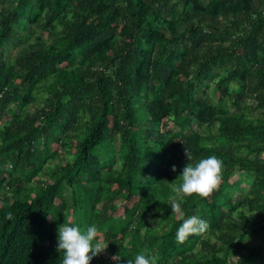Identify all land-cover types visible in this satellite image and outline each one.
<instances>
[{
    "label": "trees",
    "instance_id": "16d2710c",
    "mask_svg": "<svg viewBox=\"0 0 264 264\" xmlns=\"http://www.w3.org/2000/svg\"><path fill=\"white\" fill-rule=\"evenodd\" d=\"M64 223L97 226L90 264H264V0H0V264H62Z\"/></svg>",
    "mask_w": 264,
    "mask_h": 264
},
{
    "label": "clouds",
    "instance_id": "9594fccd",
    "mask_svg": "<svg viewBox=\"0 0 264 264\" xmlns=\"http://www.w3.org/2000/svg\"><path fill=\"white\" fill-rule=\"evenodd\" d=\"M185 156L189 161L193 156L189 148L185 146ZM223 161L216 156H209L202 159L195 165L188 163L182 170L180 177L182 183L174 187L173 191L178 194L177 198L171 200L169 204L172 213L180 217L184 216L182 201L185 197H191L193 194L208 198L214 190L218 189L221 184ZM176 171V167H172ZM6 219H13L11 212L6 214ZM210 225L207 221L196 216H191L183 221L176 233V242L183 244L190 235L204 234ZM93 241H96L93 243ZM101 241L98 240V229L95 224L88 226L83 232L79 227L69 226L67 223L58 226V246L57 252L63 254L62 264H90V261L107 250ZM145 254H138L134 264H156V257L147 254L148 250L144 249ZM114 261H119V255L113 256ZM127 264H133L132 260H127Z\"/></svg>",
    "mask_w": 264,
    "mask_h": 264
},
{
    "label": "rangeland",
    "instance_id": "374dc122",
    "mask_svg": "<svg viewBox=\"0 0 264 264\" xmlns=\"http://www.w3.org/2000/svg\"><path fill=\"white\" fill-rule=\"evenodd\" d=\"M21 35H22V32L20 31L19 32V38L21 37ZM234 85H230L229 86V88H232ZM169 127H171V128H173V126L172 125H170ZM51 147H52V150H56V151H60V147H59V145L56 143H53L52 145H51ZM63 151V150H62ZM63 153V152H62ZM62 155H64V157L62 156V159H64L65 160V158L66 157H68V155L67 154H62ZM66 156V157H65ZM60 160V159H59ZM54 163H56L57 162V160H54L53 161ZM46 176L45 175H42L41 176V178H45ZM122 202L118 199V200H116L115 201V207H119V205L121 204ZM121 213H122V207H120V208H118L116 211H115V213H114V215H121Z\"/></svg>",
    "mask_w": 264,
    "mask_h": 264
}]
</instances>
